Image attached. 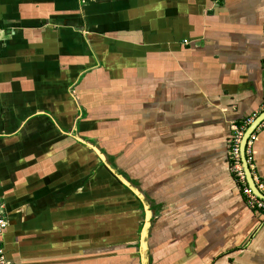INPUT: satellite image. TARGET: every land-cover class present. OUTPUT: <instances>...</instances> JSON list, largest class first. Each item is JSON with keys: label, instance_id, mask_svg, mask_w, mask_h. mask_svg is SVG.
I'll return each mask as SVG.
<instances>
[{"label": "crops", "instance_id": "0c3cea01", "mask_svg": "<svg viewBox=\"0 0 264 264\" xmlns=\"http://www.w3.org/2000/svg\"><path fill=\"white\" fill-rule=\"evenodd\" d=\"M263 112L264 0H0L9 260L264 264Z\"/></svg>", "mask_w": 264, "mask_h": 264}, {"label": "built area", "instance_id": "2783aa9c", "mask_svg": "<svg viewBox=\"0 0 264 264\" xmlns=\"http://www.w3.org/2000/svg\"><path fill=\"white\" fill-rule=\"evenodd\" d=\"M244 133H245V129L234 128L230 136V147H229L230 166L232 173L234 174L237 182L241 187V191L246 199L248 206L256 212L264 213V201L253 193L247 181V177L242 161V156H241V143ZM253 138L254 135L249 140L246 149V157L249 168L252 165V152H251L250 144ZM254 183L257 189L259 190V192L262 195H264V182L255 178ZM0 190H1V183H0ZM8 225L9 222L5 209V202L2 198L0 191V264H13L7 256V250L3 238V235L6 229L8 228Z\"/></svg>", "mask_w": 264, "mask_h": 264}, {"label": "water", "instance_id": "95a60500", "mask_svg": "<svg viewBox=\"0 0 264 264\" xmlns=\"http://www.w3.org/2000/svg\"><path fill=\"white\" fill-rule=\"evenodd\" d=\"M264 123V112L258 116L249 126V128L245 131L243 139H242V143H241V156H242V161H243V165H244V169H245V173H246V177H247V181L248 184L251 188V190L253 191V193L258 196L260 199H262L264 201V195H262L259 190L257 189L255 183H254V179L251 173V170L249 168L248 165V161H247V157H246V149H247V145L249 143V140L251 139V137L255 134L256 130Z\"/></svg>", "mask_w": 264, "mask_h": 264}]
</instances>
